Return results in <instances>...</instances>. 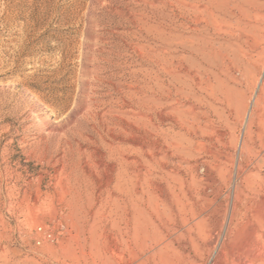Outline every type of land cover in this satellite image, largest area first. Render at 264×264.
Segmentation results:
<instances>
[{
	"label": "rangeland",
	"instance_id": "rangeland-1",
	"mask_svg": "<svg viewBox=\"0 0 264 264\" xmlns=\"http://www.w3.org/2000/svg\"><path fill=\"white\" fill-rule=\"evenodd\" d=\"M208 25L220 0H0V264H264V30L220 47L231 116L157 106L159 50Z\"/></svg>",
	"mask_w": 264,
	"mask_h": 264
},
{
	"label": "bare ground",
	"instance_id": "bare-ground-1",
	"mask_svg": "<svg viewBox=\"0 0 264 264\" xmlns=\"http://www.w3.org/2000/svg\"><path fill=\"white\" fill-rule=\"evenodd\" d=\"M217 27L208 25L186 35L175 28L170 38L166 40V52L162 49L158 52L159 72L156 78L158 107L168 109L171 115L179 118L186 113H193L194 118L215 116L219 120L226 114L230 113L231 116L230 94L233 88L228 87L227 82L220 76L222 70L224 73L227 70L229 76L231 66L220 59V47L225 49L224 56L239 65L241 54L246 52L245 47L250 44V35L264 30V0H220V27ZM215 32L220 39L226 40V44H220L214 38ZM164 77H167L166 82ZM195 107H204V110H197ZM227 109L229 113H226ZM263 135L264 87L248 122L247 139L241 147L249 162L255 164L257 173L264 166ZM165 139L172 147L176 142V135L170 133ZM166 174L168 177H172V174L175 176L174 171H168ZM152 226L155 234L156 225L152 223Z\"/></svg>",
	"mask_w": 264,
	"mask_h": 264
}]
</instances>
